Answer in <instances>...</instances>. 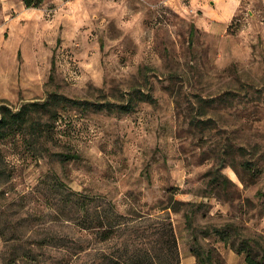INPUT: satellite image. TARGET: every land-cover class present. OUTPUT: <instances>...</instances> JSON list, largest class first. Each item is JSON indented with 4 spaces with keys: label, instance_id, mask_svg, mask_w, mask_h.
<instances>
[{
    "label": "rangeland",
    "instance_id": "1",
    "mask_svg": "<svg viewBox=\"0 0 264 264\" xmlns=\"http://www.w3.org/2000/svg\"><path fill=\"white\" fill-rule=\"evenodd\" d=\"M235 1L0 6L1 102H79L0 144V264L264 257V0Z\"/></svg>",
    "mask_w": 264,
    "mask_h": 264
},
{
    "label": "trees",
    "instance_id": "2",
    "mask_svg": "<svg viewBox=\"0 0 264 264\" xmlns=\"http://www.w3.org/2000/svg\"><path fill=\"white\" fill-rule=\"evenodd\" d=\"M44 0H21L23 5L27 8H37ZM191 34V32H190ZM142 97H148V94H142ZM2 100H0L1 102ZM79 103L76 99L68 98L60 93H49L45 98L41 100L26 101L13 108L8 105L0 103V144L3 140L19 136L28 145L29 149H32L30 144L32 142H46L51 139L50 136V123L54 121L56 113L59 108H64L66 105ZM90 105L96 108L105 107L110 109V105L102 104L100 102H91ZM61 157V160H65L69 157L68 154L57 153ZM4 156L0 148V178L6 176V170L4 168L5 161ZM80 208L86 207V202L79 203ZM188 216L187 219H189ZM190 220V219H189ZM189 220H187L189 222ZM105 236V238H107ZM243 245L245 252L244 260L247 264H264V257L255 259L251 256V249L248 244ZM196 255L200 264H215L212 258L211 250H207L205 253L200 250H196ZM26 256V253H23ZM11 260L9 259V263Z\"/></svg>",
    "mask_w": 264,
    "mask_h": 264
},
{
    "label": "crops",
    "instance_id": "3",
    "mask_svg": "<svg viewBox=\"0 0 264 264\" xmlns=\"http://www.w3.org/2000/svg\"><path fill=\"white\" fill-rule=\"evenodd\" d=\"M5 2H6V0H0V6H4ZM233 3H236V1L233 0ZM210 12L212 13L211 14L212 16L216 17V20L211 19V21L209 23H207V28L210 31L215 32L216 29H218V27H220L221 22H220V20H218V19H220L218 14H216V12L213 9L208 10V13H210Z\"/></svg>",
    "mask_w": 264,
    "mask_h": 264
}]
</instances>
